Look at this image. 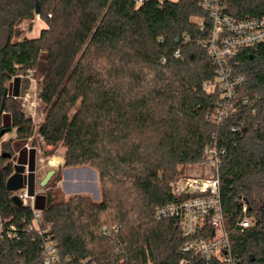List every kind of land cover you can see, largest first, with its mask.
I'll return each instance as SVG.
<instances>
[{
  "label": "trees",
  "instance_id": "16d2710c",
  "mask_svg": "<svg viewBox=\"0 0 264 264\" xmlns=\"http://www.w3.org/2000/svg\"><path fill=\"white\" fill-rule=\"evenodd\" d=\"M201 1L0 0V132L16 131L8 144L0 140V213L19 227L32 220L29 207L13 203L7 181L16 147L36 133L17 99L20 74L34 69L43 52L45 118L37 132L49 144H65L66 163L99 170L100 203L84 196L59 201L53 192L37 197L63 264H180L187 238L177 219H157L155 210L176 200L174 182L204 159L214 135L226 149V224L236 219L241 197L256 220L248 232L232 234L233 253L241 264H264V44L237 58V71L247 78L238 91L243 130L233 133V120L212 123L218 94L204 84L216 69L200 43L208 31L195 26L199 17L210 25ZM37 4L46 27L18 41L17 26L35 18ZM226 12L261 17L264 0H229ZM12 82L13 95L4 101ZM35 154L30 151L32 169ZM40 242L28 234L0 239V264H43ZM194 264L222 263L197 258Z\"/></svg>",
  "mask_w": 264,
  "mask_h": 264
},
{
  "label": "built area",
  "instance_id": "2783aa9c",
  "mask_svg": "<svg viewBox=\"0 0 264 264\" xmlns=\"http://www.w3.org/2000/svg\"><path fill=\"white\" fill-rule=\"evenodd\" d=\"M143 3L146 0H137ZM229 0H202L201 6L207 12L210 25L205 18H196L195 26L201 32L208 31V36L201 40L215 67V76L204 84L207 93H217L215 111L209 120L223 126L233 120L230 129L233 133L241 132L245 118L239 116L242 111L238 101V91L247 85V78L237 70L238 57L243 51L257 49L264 44V16H246L236 19L227 12ZM190 41L189 34L184 36ZM180 57V51L175 53ZM248 99H244L246 103ZM226 149L216 135L205 148L204 159L188 167L173 184L175 201L157 207V219H177L182 234L187 238L180 249V264H194L195 259L206 263L216 260L222 264H241L232 250V234L246 233L256 225V220L249 214V205L244 197L237 203L239 213L231 227L226 224L222 201L221 167ZM25 187L16 195L23 205L30 208L32 220L19 227L8 222L0 213V239L20 240L23 234L31 235L33 240H40L43 264H63L57 243L51 234V225L44 224V211L37 206L39 193L36 190V167L32 169L30 158L25 163ZM117 230V228H115ZM103 234L108 236L107 229ZM84 264H97L84 259Z\"/></svg>",
  "mask_w": 264,
  "mask_h": 264
},
{
  "label": "rangeland",
  "instance_id": "374dc122",
  "mask_svg": "<svg viewBox=\"0 0 264 264\" xmlns=\"http://www.w3.org/2000/svg\"><path fill=\"white\" fill-rule=\"evenodd\" d=\"M41 8V7H40ZM46 27L41 14H35L32 21L25 20L17 26L21 31V36L15 38L21 41L24 37H38L40 31ZM47 53L43 52L36 67L29 70L26 74H20L19 96L23 112L34 122L36 133L33 138L16 147L14 164L21 163L19 158L23 155L30 158V151L34 149L35 154V185L39 195H45L53 192L57 200H69L77 196L88 197L92 202L100 203L103 197V187L100 180L99 170L92 164H73L66 163V146L64 143L52 145L43 140L38 134V129L44 121L45 115L41 102V90L46 65ZM22 88H24L22 90ZM14 91V84H8V93L11 97ZM23 91V95L21 94ZM81 102L71 111V117L77 115ZM16 138V131L8 133L1 138V144L9 143ZM14 146V144H13ZM15 148V147H14ZM54 169L56 172L51 177L46 186L42 187L40 183L45 178L48 171ZM38 195V196H39Z\"/></svg>",
  "mask_w": 264,
  "mask_h": 264
},
{
  "label": "water",
  "instance_id": "95a60500",
  "mask_svg": "<svg viewBox=\"0 0 264 264\" xmlns=\"http://www.w3.org/2000/svg\"><path fill=\"white\" fill-rule=\"evenodd\" d=\"M41 13V8H40V5L37 4V7H36V10H35V14H40ZM24 88H22L23 90ZM23 95V91L21 93ZM8 91L5 92V96H4V101L5 99L8 97ZM6 134V130H2L0 132V140L2 138V136ZM4 156H8V157H11L10 154H5ZM55 170L52 169L50 171L47 172L45 178L42 180V182L40 183V185L42 187L46 186L47 183L49 182V180L51 179V177L55 174ZM25 165L24 164H21V163H18L15 165V172L14 174L9 178V180L7 181V189L10 191V192H13L14 195L12 197V201L14 204L18 205V206H21L23 205V202L22 200L19 198L18 195L15 194V192L23 189L25 187V184H26V179H25Z\"/></svg>",
  "mask_w": 264,
  "mask_h": 264
}]
</instances>
